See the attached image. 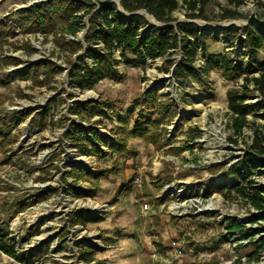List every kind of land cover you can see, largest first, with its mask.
Segmentation results:
<instances>
[{
	"label": "rangeland",
	"instance_id": "374dc122",
	"mask_svg": "<svg viewBox=\"0 0 264 264\" xmlns=\"http://www.w3.org/2000/svg\"><path fill=\"white\" fill-rule=\"evenodd\" d=\"M46 1L0 0V131H8L0 133V225H7L19 247L32 257L48 245L37 264H264V249L257 243L264 234V212L218 191L207 195L212 184L232 187L239 181L240 162L250 150L255 125L264 124V118L250 114L241 135L230 128L227 91L243 93L244 79L229 80L218 69L199 79L178 77L174 65L166 71L164 64L167 58L180 61L182 51L177 48L146 67L121 63V80L104 79L82 88L71 83V61L80 62V55L85 62L92 61L83 50L72 52L66 41L87 47L91 14L98 10L99 1L107 0H93L94 7L87 5L77 12L90 13L76 35L59 27L48 34L24 31L23 13ZM114 1L127 16L120 0ZM221 6L264 16V0H245L238 7L230 0H211L206 17L193 19L180 0L173 11L176 21L170 23L156 20L146 10L139 13L157 27L194 22L201 32L221 38L208 40L209 52H228L247 66V49L225 39L222 30L232 24L244 26L248 20L223 18ZM260 57L264 59V49ZM45 61L61 67L49 81L43 72L41 85L25 76L31 64ZM205 63L199 50L194 64ZM248 86L246 101L264 113L259 92L252 82ZM150 89L171 100L178 111L174 119L161 124L159 143L130 134L137 116H148L140 102ZM101 99L109 101L111 113L109 118L96 115L93 120H101L95 124L101 135L97 144L108 156L83 155L72 136L75 129L87 130L89 123L70 109L76 102ZM28 112L25 120L9 130L3 126L4 119L14 120L17 113ZM118 115L128 119L124 134L128 145L125 152L112 154L117 127L123 126ZM75 166L105 174L79 179L77 185L85 195H77L69 188L75 178L68 175ZM253 179L255 185H264V173H255ZM20 203L30 205L21 208ZM79 213L94 220L72 225L70 218ZM231 221H237L242 230H231ZM83 246L96 251L94 261L80 258ZM0 264L22 263L0 251Z\"/></svg>",
	"mask_w": 264,
	"mask_h": 264
},
{
	"label": "trees",
	"instance_id": "16d2710c",
	"mask_svg": "<svg viewBox=\"0 0 264 264\" xmlns=\"http://www.w3.org/2000/svg\"><path fill=\"white\" fill-rule=\"evenodd\" d=\"M92 1L48 0L43 4L34 5L26 13H23L20 21L24 31L41 30L48 34L59 27L62 32L76 35L85 27L82 24V19L90 13L89 11L83 14L77 12L83 10L87 5L93 6ZM181 1L189 10L188 17L193 19L206 17L205 8L211 0ZM230 1L236 7L245 3V0ZM179 3L180 0H120L123 11L127 13V16H123L117 10V3L114 0L99 1L98 10L91 14L89 20L90 24L85 36L87 47L79 41H66L67 47L70 46L72 52L83 50L92 61L91 64L85 62L82 55L79 56L80 62L71 61V83L82 88H91L104 79L121 80L123 75L118 69L119 64L146 67L149 61L166 57L174 49L180 48L182 51L180 61L170 58L164 61L165 70L170 71L169 68L174 65V73L178 77L199 79L202 74H208L211 69H218L229 80L244 79L243 93L235 89L227 91L228 108L232 113L229 125L234 134L241 135L250 122L248 118L250 114L256 118H264V113H259L254 104L246 101L245 96L250 92L248 84L252 82L259 92L264 106V59L260 57V51L264 49V16H248L238 11L237 8L221 6L223 18L244 16L248 20L244 26L232 24L222 30L225 39L247 49L249 60L247 66H243L228 52H209L208 40L220 41L221 38L201 32L196 23L177 22L175 25L157 27L149 23L147 18L139 13L141 10H146L156 20L170 23L176 21L173 11L179 7ZM199 50L206 58L205 66L202 67H196L194 64ZM60 70L61 67L53 62H39L31 64L25 76L32 77L41 85L43 83L39 80L41 72L46 75L47 81H49V76ZM254 73H258V75H252ZM144 96L140 105L143 109H147L148 116L138 115L130 134L135 137H143L146 141L159 143L162 138L161 124L167 123L178 115L177 107L168 98L160 97L156 89L148 90ZM70 111L82 121L89 123L87 130L75 129L73 132L72 138L76 149L83 155L108 156L97 144L101 141V135L95 124L100 123L101 120H93V117L96 115L108 117L111 113L109 101L101 99L97 102L91 100L76 102ZM29 114V112L17 113L14 120L4 119L3 126L9 130L19 121L25 120ZM118 118L123 126L117 127L118 135H115L114 139L116 140H113L111 144L110 152L112 154L125 152L128 145L124 138V134L127 133L128 119L121 115H118ZM3 132L8 133L7 130L1 129L0 133ZM249 149L240 162L243 171L237 175L239 181L232 187L227 184H212L208 188L207 195L218 191L228 199L243 201L264 212V185H255L253 179L255 173H264V169H261L264 168V124L262 126L255 125ZM104 174L105 172L102 170L87 173L85 169L75 166L68 174L75 178L74 182L69 183V188H72L77 195H85L81 187L77 185V181L83 178L98 179ZM32 203L33 201L30 202V204ZM30 204L20 203V206L25 208ZM85 216L86 214H73L70 218L72 225L75 223L85 224L89 220H94L93 216L89 220ZM230 229L240 231L242 226L237 221H231ZM257 243L258 248L264 249V234L258 238ZM0 251L22 264H37V260L46 255L48 245L41 247L35 252V257H32L19 247L18 240L11 235L8 226L0 225ZM95 252L92 247L83 246L79 255L84 262H92L95 259Z\"/></svg>",
	"mask_w": 264,
	"mask_h": 264
},
{
	"label": "built area",
	"instance_id": "2783aa9c",
	"mask_svg": "<svg viewBox=\"0 0 264 264\" xmlns=\"http://www.w3.org/2000/svg\"><path fill=\"white\" fill-rule=\"evenodd\" d=\"M139 179H140V178H136L135 182H136V183H140V182H139V181H140ZM175 243H176V242H173V244H175Z\"/></svg>",
	"mask_w": 264,
	"mask_h": 264
}]
</instances>
